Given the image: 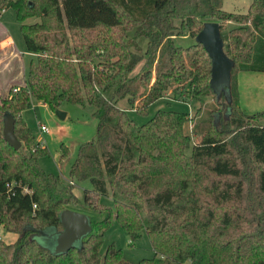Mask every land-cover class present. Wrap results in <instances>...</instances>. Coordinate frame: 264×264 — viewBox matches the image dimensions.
Returning <instances> with one entry per match:
<instances>
[{
    "label": "trees",
    "instance_id": "trees-1",
    "mask_svg": "<svg viewBox=\"0 0 264 264\" xmlns=\"http://www.w3.org/2000/svg\"><path fill=\"white\" fill-rule=\"evenodd\" d=\"M63 1L67 20L59 13ZM102 1L115 21L83 22L72 0H0V14L14 8L36 55L25 83L13 85L0 108V225L19 234L14 242L0 238L5 264H264V109L246 113L227 95L230 84L217 90L202 42L177 43L185 34L197 38L207 20L218 21L231 61L221 77L264 71V0H252L246 12L226 10L224 0ZM226 21L239 24L224 33ZM140 36L147 37L143 53ZM169 90L189 102L212 92L220 107L209 109L208 125L195 121L193 134L186 129L196 117L190 111L159 108L143 123L129 114H147ZM33 98L54 109L65 101L94 108L96 136L79 144L70 181L60 183L40 165L47 147L23 118ZM124 98L130 106L120 105ZM7 110L16 118L19 148L4 137ZM194 134L201 139L194 142ZM69 151L63 145L61 159ZM73 178L92 182L83 200ZM102 195H111L114 206H105ZM80 202L107 211L91 219L80 242L56 253L37 240L48 226L62 229L61 212ZM113 217L132 239L146 229L156 254L133 261L115 243L103 253Z\"/></svg>",
    "mask_w": 264,
    "mask_h": 264
},
{
    "label": "rangeland",
    "instance_id": "rangeland-1",
    "mask_svg": "<svg viewBox=\"0 0 264 264\" xmlns=\"http://www.w3.org/2000/svg\"><path fill=\"white\" fill-rule=\"evenodd\" d=\"M251 2L252 0H224L223 7L229 11L246 12ZM72 3L83 22H92L96 17L115 21L112 11L102 0H72ZM66 7V1H63L59 6V13L65 20L69 18L65 13ZM35 19L37 17H30L27 21ZM226 24L227 27L224 29V33L228 31V28L239 23L226 21ZM21 25L22 22L17 18L13 7L2 10L0 14V41L8 36L12 39L13 45L10 47H2L0 45V108L3 104L2 97L10 92L11 87L25 83V75L29 69L31 59L36 56L27 50ZM138 41L141 47L139 52L143 53L146 49L147 37L140 36ZM196 41L197 38L189 34L177 37V43L183 45ZM223 49L225 51L224 46ZM146 58L144 56L136 65L132 72L133 75L143 68ZM214 84L219 92L222 91L226 84H230L227 95L230 98L232 97L234 102L244 112L250 114L264 109V71H234L231 81L230 76L228 79L227 74H225L220 79L215 80ZM119 103L123 106H130L127 98L121 99ZM138 103H141V101H138ZM200 107L202 109L198 113L197 110ZM211 107H220L212 92L205 94L200 99H194L189 102L177 99L175 93L169 90L165 96L151 103L147 114L138 112L133 108L129 109V114L140 123H143L159 108L190 111V118L196 117L188 122L186 129L193 134L195 121H198L202 127L208 125L211 120L208 117V111ZM58 110L66 112V115L62 117ZM218 110L220 112L218 121L221 123L223 119L225 120V108L221 107ZM217 114L218 112L216 111L215 115ZM23 118L30 126L36 139L47 147V152L39 157L40 165L46 171L59 175L60 183L70 181L71 165L78 155L79 144L96 136L98 119L94 115L93 106L89 103L65 101L57 109H54L42 100L33 98L23 110ZM41 124H46L49 130L43 131ZM223 124L221 123V125ZM200 139V134L193 135L194 142ZM63 145H67L70 151L61 159ZM71 182H74V191L81 200L84 198V190L93 187L89 178L83 180L73 178ZM101 201L105 206H114V199L111 195H102ZM68 208L85 212L92 220H101L107 215V211L95 212L81 202L79 204H70ZM56 230L57 227L51 225L36 233L35 237L40 243L54 251ZM0 235L7 242H14L19 237L18 233L7 231L2 225H0ZM113 243L117 247L122 248L124 255L133 261H139L145 257H153L156 254L146 229L141 231V235L138 238L132 239L128 231L115 217L112 218L110 226L105 230L101 251L104 253L108 246ZM0 264H5L4 253L1 250Z\"/></svg>",
    "mask_w": 264,
    "mask_h": 264
},
{
    "label": "water",
    "instance_id": "water-1",
    "mask_svg": "<svg viewBox=\"0 0 264 264\" xmlns=\"http://www.w3.org/2000/svg\"><path fill=\"white\" fill-rule=\"evenodd\" d=\"M197 40L203 43L205 49L212 57L214 79H220L223 70L225 69L228 72L231 66V61L223 49L224 44L221 37L220 23L214 20L206 21L197 35ZM58 112L62 117L66 115V112L62 110H58ZM3 120L5 139L15 148H19L22 141L15 133L16 118L14 114L9 110L5 111ZM60 218L63 228L55 231L56 246L54 252L56 253L68 251L93 228L90 217L82 211L66 208L61 212Z\"/></svg>",
    "mask_w": 264,
    "mask_h": 264
},
{
    "label": "crops",
    "instance_id": "crops-1",
    "mask_svg": "<svg viewBox=\"0 0 264 264\" xmlns=\"http://www.w3.org/2000/svg\"><path fill=\"white\" fill-rule=\"evenodd\" d=\"M1 30V29H0ZM0 42H2L0 45L2 47H10L13 45V41L10 37H4Z\"/></svg>",
    "mask_w": 264,
    "mask_h": 264
},
{
    "label": "built area",
    "instance_id": "built-area-1",
    "mask_svg": "<svg viewBox=\"0 0 264 264\" xmlns=\"http://www.w3.org/2000/svg\"><path fill=\"white\" fill-rule=\"evenodd\" d=\"M15 90H17V88H15ZM41 129L43 130V131H48L49 130V128H48V126L46 125V124H41ZM2 236L0 235V238H1Z\"/></svg>",
    "mask_w": 264,
    "mask_h": 264
}]
</instances>
